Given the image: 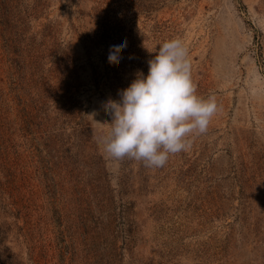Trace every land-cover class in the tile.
Returning a JSON list of instances; mask_svg holds the SVG:
<instances>
[{"label":"rangeland","instance_id":"1","mask_svg":"<svg viewBox=\"0 0 264 264\" xmlns=\"http://www.w3.org/2000/svg\"><path fill=\"white\" fill-rule=\"evenodd\" d=\"M172 38L217 113L161 168L109 158ZM0 264H264V0H0Z\"/></svg>","mask_w":264,"mask_h":264},{"label":"clouds","instance_id":"2","mask_svg":"<svg viewBox=\"0 0 264 264\" xmlns=\"http://www.w3.org/2000/svg\"><path fill=\"white\" fill-rule=\"evenodd\" d=\"M126 42L112 45L109 64L119 63ZM148 61V74L136 73L107 105L111 127L101 138L109 158L161 168L169 156L188 151L191 138L206 133L218 111L215 95H197L189 49L179 38L163 42Z\"/></svg>","mask_w":264,"mask_h":264}]
</instances>
